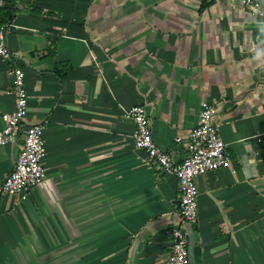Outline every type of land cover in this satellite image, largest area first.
Returning a JSON list of instances; mask_svg holds the SVG:
<instances>
[{
	"label": "crops",
	"instance_id": "obj_1",
	"mask_svg": "<svg viewBox=\"0 0 264 264\" xmlns=\"http://www.w3.org/2000/svg\"><path fill=\"white\" fill-rule=\"evenodd\" d=\"M264 4V0H258ZM1 115L25 73L27 114L0 146V183L26 128H45L46 178L0 197V264H157L181 191L136 148L123 109L146 108L176 163L205 105L231 163L197 179L190 264H264V21L240 0H4ZM67 71V72H66Z\"/></svg>",
	"mask_w": 264,
	"mask_h": 264
},
{
	"label": "built area",
	"instance_id": "obj_2",
	"mask_svg": "<svg viewBox=\"0 0 264 264\" xmlns=\"http://www.w3.org/2000/svg\"><path fill=\"white\" fill-rule=\"evenodd\" d=\"M3 3L4 0H0V5ZM240 3L257 19L264 21L262 2L240 0ZM0 57L6 61L13 58V53L6 43V33L3 28H0ZM11 75L17 100L12 112L1 115L5 126L0 131V146L15 143L22 136L28 108L24 71L16 67L12 69ZM217 113L216 106H204L199 114L197 126L189 132L185 158L182 162L176 163L168 152L154 142L146 108L143 105H134L123 109L122 117L134 125L132 138L136 148L143 150L148 160L155 163L165 173L174 175L181 191L175 205L178 217L169 230L170 252L157 264H190L188 230L198 221L197 179L202 175L214 173L231 163L227 146L218 126L214 123ZM45 154L44 126L41 124L28 126L24 134L23 149L14 168L0 183V197L8 195L26 197L31 189L40 185L46 178V169L43 164Z\"/></svg>",
	"mask_w": 264,
	"mask_h": 264
},
{
	"label": "water",
	"instance_id": "obj_3",
	"mask_svg": "<svg viewBox=\"0 0 264 264\" xmlns=\"http://www.w3.org/2000/svg\"><path fill=\"white\" fill-rule=\"evenodd\" d=\"M191 229H192V227H189V230H188V231H189V233H190V230H191Z\"/></svg>",
	"mask_w": 264,
	"mask_h": 264
},
{
	"label": "trees",
	"instance_id": "obj_4",
	"mask_svg": "<svg viewBox=\"0 0 264 264\" xmlns=\"http://www.w3.org/2000/svg\"><path fill=\"white\" fill-rule=\"evenodd\" d=\"M67 72V71H66Z\"/></svg>",
	"mask_w": 264,
	"mask_h": 264
}]
</instances>
